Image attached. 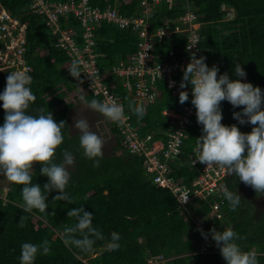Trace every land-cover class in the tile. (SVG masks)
<instances>
[{"label": "trees", "instance_id": "trees-1", "mask_svg": "<svg viewBox=\"0 0 264 264\" xmlns=\"http://www.w3.org/2000/svg\"><path fill=\"white\" fill-rule=\"evenodd\" d=\"M1 2L15 18L27 25L25 59L30 67L28 74L32 77L30 87L36 96L29 112L36 115L39 108H48L57 122H66L64 142L56 151L55 162L63 161L65 150L71 152L75 159L65 190L73 202L53 201L59 193L55 190L49 193L47 212L51 214L55 211V215H49L47 222L38 210L26 213L19 207L22 204V185L10 183L5 195L0 190V264H20L22 244L39 245L44 239L49 241L50 254H38L34 264H149L162 259L166 260L164 264H226L211 239L210 230L215 228L222 232L229 227L246 237L237 241L242 250L256 251L259 264H264V217L259 223L261 220H257L252 208L240 210L241 204L235 211H230L227 201L221 220L205 219L212 212L207 201H200L199 209L195 204L187 210L182 208L170 190L155 185L148 177L143 159L129 153L116 129L110 127L117 140L116 152L97 158L99 167H94V161L85 157L80 147V135H70L69 115L78 102L80 91L77 80L66 71L71 66L68 56L55 47V37L43 19L32 13L31 0ZM109 5L114 6L113 2ZM189 5L201 24V48L208 67L216 65L220 70L218 75L227 73L231 80H236L241 78L235 75V64L240 63L246 72V78H242L241 82L251 83L264 92V0H191ZM186 6L183 3L169 10L162 5L155 14L154 27L162 26L164 20L178 19L186 12ZM119 11L130 15L137 11V6L122 5ZM96 33L99 66L103 74L111 71L118 62L129 61L137 53L139 38L131 30L103 25ZM185 43L183 34L174 35L168 43L156 42L153 62H169L171 51L175 52L178 61L184 60ZM8 75L9 72L0 73V94L5 89ZM105 82L113 93L121 97V104L131 114L141 135L155 133L157 137L161 136L167 130L164 111L183 105L179 96L167 90L165 80L160 81L157 83V102L148 106L144 118L138 121L128 107L129 103H138L125 89L123 80L110 75ZM93 98L92 95L86 97L89 101ZM221 109L223 125H236L245 134L251 132L253 125H241L233 119L234 112L243 111L242 106L233 108L229 102L222 101ZM4 117L0 101V126H3ZM104 118L110 126V120ZM202 127L196 117L189 127L184 155L172 166V175L188 184L198 175L190 160L197 148L196 139L202 135ZM203 165L200 163V167ZM40 170L41 165H34L32 181L43 187L48 178L40 175ZM238 182L239 178L233 175L228 184L229 190L234 192ZM209 201L214 203L212 199ZM79 207H84L93 215V226L104 236V239L96 240L89 252L63 243L64 227L76 223V219L68 217L67 213ZM188 210L191 214L196 213V217L203 222V229L198 228L196 219ZM22 215L28 219L26 227L20 228L18 224ZM201 230L208 234L207 240ZM114 231L121 237L118 250L107 247ZM206 241L209 253H202Z\"/></svg>", "mask_w": 264, "mask_h": 264}, {"label": "clouds", "instance_id": "clouds-1", "mask_svg": "<svg viewBox=\"0 0 264 264\" xmlns=\"http://www.w3.org/2000/svg\"><path fill=\"white\" fill-rule=\"evenodd\" d=\"M205 61L206 57L197 58L192 54L190 62L183 69L180 83L181 89L191 85V104L196 109L197 123L203 126L202 135L196 139L200 150L198 162L207 167L218 165L227 175L238 177L256 193H264V92L251 83L241 82L242 78H246V72L240 63L235 64L234 72L241 79L231 80L227 73L218 75L219 68L216 65L208 67ZM80 65L81 61L74 59L68 71L78 84H83ZM29 71L25 68L10 72L5 89L0 94L5 112L3 126H0V176L13 184L22 185V204L19 207L26 213L38 210L47 222L49 215H55V211L51 214L47 212L49 193L53 190L59 193L53 197V201L73 202L65 190L71 178L67 166L73 165L75 158L65 150L63 161L55 162L56 151L64 142L63 129L66 122H57L48 108H39L36 115L29 112L30 106L36 101L30 87L32 77ZM174 84V81L170 82L169 86ZM77 89L84 92L79 86ZM188 99L189 93L181 91L179 102L184 104ZM79 100L113 122L123 123L127 119L124 106L111 96L103 102L96 98L89 101L85 95H80ZM222 101L229 102L233 108L242 106L243 111L234 112L233 119L241 125H253L250 133H242L236 125L222 124ZM128 107L138 121L144 118L146 109L142 103H129ZM73 127L80 132V147L85 157L94 161V167H99L100 161L97 158L104 155V139L90 129L84 118L75 117ZM36 164L41 165L40 175L48 178V183L43 187L32 181ZM221 187L229 210L235 211L242 202L241 196L237 191L228 190L226 185ZM67 216L75 218L76 223L64 227L63 243L66 246H75L89 252L96 240L104 239L102 232L93 226V215L85 211L84 207L68 211ZM27 219V216L22 215L18 227H26ZM201 234L204 239H208V234L203 230ZM210 235L226 264H259L256 251L242 250L237 241L246 237L240 236L232 227L222 232L212 228ZM120 239L119 233L112 232L107 247L118 250ZM38 254H50L47 239L39 245L23 243L20 264H34Z\"/></svg>", "mask_w": 264, "mask_h": 264}, {"label": "built area", "instance_id": "built-area-1", "mask_svg": "<svg viewBox=\"0 0 264 264\" xmlns=\"http://www.w3.org/2000/svg\"><path fill=\"white\" fill-rule=\"evenodd\" d=\"M110 2H113L114 6H108ZM190 2L191 0H31L30 9L33 14L43 19L55 37V47L66 53L70 63L72 64L74 59L81 61L80 79L84 83L79 84V87L87 95H92L101 102L111 96L121 103V97L113 93L105 82V78L110 75L121 78L125 89L133 95L134 102L142 103L145 109L157 102V83L160 81L165 80L167 90L174 96H179L181 91L189 93L186 103L164 111L167 130L159 137L155 133L141 135L131 114L126 111L127 119L123 123L110 120V127L119 132L123 146L131 155L143 159L144 170L154 184L170 190L182 208L187 210L191 204H195L198 209L201 208L200 201H207L212 212L205 219L221 220L224 217L223 207L226 202L221 186L226 185L229 190L231 175H227L218 165L200 167L198 148H195L190 160L191 167L198 170L197 177L188 184L172 175V166L183 157L189 127L196 119V109L191 104V85L189 89L180 88L183 69L190 62L192 54L197 58L203 56L201 24L198 22V15L189 7ZM183 3L187 6L181 17L173 21L164 20L162 26L154 27L155 14L162 5L172 10ZM134 4L137 6L134 13H120L122 5ZM103 25L131 30L139 38L137 53L129 61L118 62L107 74H103L99 66L100 55L97 52L96 32ZM26 30L27 25L22 24L5 9L0 0V73L25 68L30 70L25 59ZM177 34L185 36L186 58L178 61L175 52L171 51L169 62L154 63L155 43H168ZM69 68L67 67L66 71ZM173 81L174 86H169ZM211 199L214 203H210ZM191 216L196 219L198 228L203 229V222L196 217V213ZM207 242L203 244L202 253H209ZM157 263L164 264L166 260L149 262Z\"/></svg>", "mask_w": 264, "mask_h": 264}, {"label": "rangeland", "instance_id": "rangeland-1", "mask_svg": "<svg viewBox=\"0 0 264 264\" xmlns=\"http://www.w3.org/2000/svg\"><path fill=\"white\" fill-rule=\"evenodd\" d=\"M84 91V90H83ZM80 95H85L87 97V93L84 92H79ZM84 118L88 121L90 125V129L95 132L97 135H99L101 138L104 139L105 145H104V154L106 155H111L116 152V147H117V140L115 135L112 133L110 126L107 122V120L104 118V116L90 108L87 107V105L83 104L79 99L77 104L73 109L70 111L69 115V124H70V135L71 136H78L80 135L79 130L75 129L73 127V121L74 118ZM68 171L70 172L72 169L71 166H67ZM10 183L4 176L0 178V190L4 193V195L8 192L10 188ZM241 186L240 188V194L247 198L248 197V192L247 188L249 186L244 185L240 180L237 183V187ZM246 186V187H245ZM242 189H245L244 191ZM253 190V189H252ZM254 191V190H253ZM255 195V201H250L254 206L259 207V212L261 213L264 210V193H256L254 191ZM263 220L259 221L262 222Z\"/></svg>", "mask_w": 264, "mask_h": 264}, {"label": "flooded vegetation", "instance_id": "flooded-vegetation-1", "mask_svg": "<svg viewBox=\"0 0 264 264\" xmlns=\"http://www.w3.org/2000/svg\"><path fill=\"white\" fill-rule=\"evenodd\" d=\"M231 178H233V175H231L230 176ZM245 185V184H244ZM241 186L242 185H240V186H238V187H236V189H235V191L234 192H238V194L241 196V200H242V202H241V206H240V210H243V209H248V208H252V210H253V213L256 215V217H257V220H261L263 217H264V210L260 213L259 212V207L256 205V206H254V204H252L253 202L252 201H255V193H254V191L252 190V188L249 186L248 188H247V192H248V197L247 198H245V197H243L241 194H240V188H241ZM246 187V186H245ZM243 191L245 190V189H242ZM252 203H251V202Z\"/></svg>", "mask_w": 264, "mask_h": 264}]
</instances>
